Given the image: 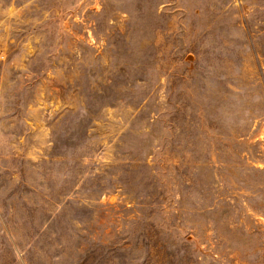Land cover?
Segmentation results:
<instances>
[{
	"label": "rangeland",
	"instance_id": "1",
	"mask_svg": "<svg viewBox=\"0 0 264 264\" xmlns=\"http://www.w3.org/2000/svg\"><path fill=\"white\" fill-rule=\"evenodd\" d=\"M0 264H264V0H0Z\"/></svg>",
	"mask_w": 264,
	"mask_h": 264
}]
</instances>
